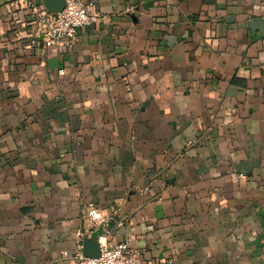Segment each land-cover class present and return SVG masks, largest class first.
I'll return each mask as SVG.
<instances>
[{"label":"crops","instance_id":"0c3cea01","mask_svg":"<svg viewBox=\"0 0 264 264\" xmlns=\"http://www.w3.org/2000/svg\"><path fill=\"white\" fill-rule=\"evenodd\" d=\"M25 1L0 0V264L108 232L149 264H264V0H87L72 48Z\"/></svg>","mask_w":264,"mask_h":264},{"label":"built area","instance_id":"2783aa9c","mask_svg":"<svg viewBox=\"0 0 264 264\" xmlns=\"http://www.w3.org/2000/svg\"><path fill=\"white\" fill-rule=\"evenodd\" d=\"M25 2L35 14V40L41 41L47 47H60L65 44L72 48L80 29L97 22L100 17L94 1L66 0L64 9L57 12L48 10L43 2ZM90 216L99 226H105L109 220L97 208L90 211ZM98 241L99 255L87 256L80 251L75 256L74 264H149L141 250L132 247L129 241L114 242L109 232L100 234Z\"/></svg>","mask_w":264,"mask_h":264},{"label":"water","instance_id":"95a60500","mask_svg":"<svg viewBox=\"0 0 264 264\" xmlns=\"http://www.w3.org/2000/svg\"><path fill=\"white\" fill-rule=\"evenodd\" d=\"M44 5L48 10L57 12L64 9L66 6V0H43ZM259 27L262 28V33L264 34V29L262 27V23H264V19H259L254 21ZM83 252L87 256H97L100 253V245L99 241L95 237H88L83 245Z\"/></svg>","mask_w":264,"mask_h":264}]
</instances>
